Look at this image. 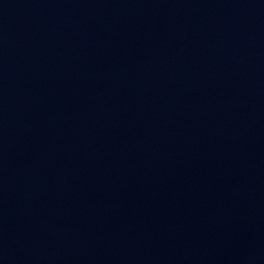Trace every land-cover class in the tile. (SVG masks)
I'll return each mask as SVG.
<instances>
[{
    "label": "water",
    "instance_id": "95a60500",
    "mask_svg": "<svg viewBox=\"0 0 264 264\" xmlns=\"http://www.w3.org/2000/svg\"><path fill=\"white\" fill-rule=\"evenodd\" d=\"M264 198V0H0V264H234Z\"/></svg>",
    "mask_w": 264,
    "mask_h": 264
}]
</instances>
